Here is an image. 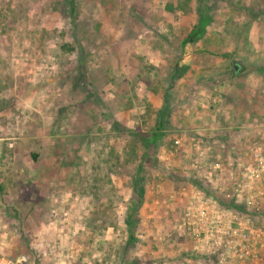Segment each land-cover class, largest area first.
I'll return each instance as SVG.
<instances>
[{
	"label": "rangeland",
	"instance_id": "374dc122",
	"mask_svg": "<svg viewBox=\"0 0 264 264\" xmlns=\"http://www.w3.org/2000/svg\"><path fill=\"white\" fill-rule=\"evenodd\" d=\"M179 1L0 0L3 257L177 260L189 237L181 205L194 180L204 184L197 146L264 125L251 117L264 114V0H202L212 41L183 47L202 6L166 10ZM224 52L255 68L221 70ZM181 65L164 135L148 149L134 144L149 139L163 95L173 93L168 72ZM139 163L141 193L132 185Z\"/></svg>",
	"mask_w": 264,
	"mask_h": 264
},
{
	"label": "built area",
	"instance_id": "2783aa9c",
	"mask_svg": "<svg viewBox=\"0 0 264 264\" xmlns=\"http://www.w3.org/2000/svg\"><path fill=\"white\" fill-rule=\"evenodd\" d=\"M250 128L197 146L204 184L187 191L179 224L188 244L164 264H264V125ZM2 220L0 201V264H27L26 256L3 257Z\"/></svg>",
	"mask_w": 264,
	"mask_h": 264
},
{
	"label": "trees",
	"instance_id": "16d2710c",
	"mask_svg": "<svg viewBox=\"0 0 264 264\" xmlns=\"http://www.w3.org/2000/svg\"><path fill=\"white\" fill-rule=\"evenodd\" d=\"M189 4V0H185L183 2L177 3V4H167L166 5V10H169L170 12L172 11H185L187 5ZM201 4V8L197 7V16H196V21L193 24V26L188 29L185 33L184 36L182 37L181 40V46H185L186 44H190V45H195L199 42L203 43L204 45H207L208 43H210L212 41V38L209 37V34L207 33V25L209 24L210 20L212 19V14H211V8L207 3H203L202 0L198 1V6ZM237 6V5H236ZM240 6L245 7L246 10H248L246 5L240 4ZM258 18V17H257ZM216 36V35H214ZM227 36V35H226ZM222 35L221 34H217V37L219 42L222 39ZM221 38V39H220ZM219 46H221V43L217 44L214 46V48H218ZM198 48V47H197ZM223 56H225L224 58V62L221 64V67H219L221 70H225L228 73H230L231 75H235V71H234V65L237 64V59H234L233 57H229L228 53H223ZM242 66H238V72L239 73H243V72H247V71H251L253 70L252 65L249 64H244V62L241 63ZM186 65H181V67H173V69L171 71L168 72V74H170L168 76L169 78V83L167 86L166 91H172L165 93L163 95V103H162V107L158 110V113L156 116L157 120H156V124L153 127L152 130H150L149 134V139H147L146 141L144 140H140L139 138L136 137H132V141L134 142V144H141L145 147V149H148L152 146H154V144L156 142H158V140H161L162 136L164 135V128L167 124V122H169V117H170V109L171 106H168V103H170L171 100H173V97H171V95L175 94L176 92L180 93V90L177 89V87L179 89H182V87H180L179 85L177 86L176 83L174 82L175 78H179V76L185 72V67ZM220 66V65H219ZM207 68H201L199 69L198 72V79L197 81L194 80V86H197L198 84H200L199 82L204 81V78L202 77V75L207 71ZM184 86V85H183ZM182 91V90H181ZM146 103L150 104L149 101H145ZM173 107V106H172ZM151 109V108H148ZM155 110V109H154ZM148 112H151L149 110H147ZM258 114H254L252 113V119H254L255 121L258 122V120L262 119V117L264 116V114L257 116ZM139 133H136V135ZM223 137V136H220ZM227 137V136H226ZM142 163H139V169L137 168L135 175L132 177V185L133 187H135V189H138L139 192H143V188L141 186H139L140 180H141V169H142ZM195 176V174H194ZM195 183H191L194 186H201L200 183L197 184V182H199L197 179L194 180ZM134 190V189H133Z\"/></svg>",
	"mask_w": 264,
	"mask_h": 264
},
{
	"label": "flooded vegetation",
	"instance_id": "af4514ba",
	"mask_svg": "<svg viewBox=\"0 0 264 264\" xmlns=\"http://www.w3.org/2000/svg\"><path fill=\"white\" fill-rule=\"evenodd\" d=\"M238 66H242V65H241V64H239V63L235 64V65H234V70H235V71H237V70H238ZM235 67H236V69H235Z\"/></svg>",
	"mask_w": 264,
	"mask_h": 264
},
{
	"label": "crops",
	"instance_id": "0c3cea01",
	"mask_svg": "<svg viewBox=\"0 0 264 264\" xmlns=\"http://www.w3.org/2000/svg\"><path fill=\"white\" fill-rule=\"evenodd\" d=\"M185 203H186V200H185ZM184 205H185V204H184ZM184 205H181V208H182Z\"/></svg>",
	"mask_w": 264,
	"mask_h": 264
},
{
	"label": "water",
	"instance_id": "95a60500",
	"mask_svg": "<svg viewBox=\"0 0 264 264\" xmlns=\"http://www.w3.org/2000/svg\"><path fill=\"white\" fill-rule=\"evenodd\" d=\"M239 64H241V62H239V61H237ZM235 69H236V67H235Z\"/></svg>",
	"mask_w": 264,
	"mask_h": 264
}]
</instances>
